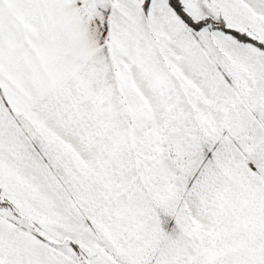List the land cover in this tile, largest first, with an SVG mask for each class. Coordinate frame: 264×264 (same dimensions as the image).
<instances>
[{"label":"snow or ice","instance_id":"1","mask_svg":"<svg viewBox=\"0 0 264 264\" xmlns=\"http://www.w3.org/2000/svg\"><path fill=\"white\" fill-rule=\"evenodd\" d=\"M0 264H264V0H0Z\"/></svg>","mask_w":264,"mask_h":264}]
</instances>
